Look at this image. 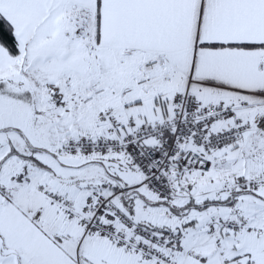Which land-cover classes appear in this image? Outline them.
<instances>
[{
	"label": "snow or ice",
	"instance_id": "6c2138e0",
	"mask_svg": "<svg viewBox=\"0 0 264 264\" xmlns=\"http://www.w3.org/2000/svg\"><path fill=\"white\" fill-rule=\"evenodd\" d=\"M0 264H264V0H0Z\"/></svg>",
	"mask_w": 264,
	"mask_h": 264
}]
</instances>
